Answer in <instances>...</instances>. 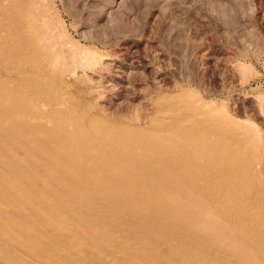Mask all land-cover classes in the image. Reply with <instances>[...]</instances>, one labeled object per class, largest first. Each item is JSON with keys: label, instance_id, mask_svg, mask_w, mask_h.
I'll return each instance as SVG.
<instances>
[{"label": "bare ground", "instance_id": "obj_1", "mask_svg": "<svg viewBox=\"0 0 264 264\" xmlns=\"http://www.w3.org/2000/svg\"><path fill=\"white\" fill-rule=\"evenodd\" d=\"M53 5L0 0V264H264L254 125L182 90L95 111Z\"/></svg>", "mask_w": 264, "mask_h": 264}, {"label": "rangeland", "instance_id": "obj_2", "mask_svg": "<svg viewBox=\"0 0 264 264\" xmlns=\"http://www.w3.org/2000/svg\"><path fill=\"white\" fill-rule=\"evenodd\" d=\"M53 4L55 31L98 64L77 85L95 111L146 127L156 97L182 90L254 125L264 141V0Z\"/></svg>", "mask_w": 264, "mask_h": 264}]
</instances>
